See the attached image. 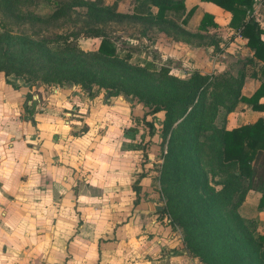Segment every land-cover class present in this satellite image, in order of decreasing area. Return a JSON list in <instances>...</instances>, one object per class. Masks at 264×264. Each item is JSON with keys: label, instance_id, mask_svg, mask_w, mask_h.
Here are the masks:
<instances>
[{"label": "rangeland", "instance_id": "obj_1", "mask_svg": "<svg viewBox=\"0 0 264 264\" xmlns=\"http://www.w3.org/2000/svg\"><path fill=\"white\" fill-rule=\"evenodd\" d=\"M64 1L67 2L21 0L11 11L0 9V82L10 84L12 88L7 86L9 91L13 89L20 95L16 102H9L6 115L9 119L16 115L18 119H27L37 111L45 112L50 115V122L55 123L56 117H64L63 105L72 108L79 104L82 113L69 117V133L56 134L69 138L67 154L73 161L69 175L72 177V195L77 198L81 187L111 190L119 186L118 195H107L99 204V209L104 211V220L116 209V214H125L122 216L125 218L120 221L114 218L111 223L165 225L167 244L162 241L160 255L168 257V264L176 258L183 259V264H234L233 250L238 256L245 253L241 248L244 240L236 229L237 221L241 219L256 237L264 231V211L252 209L246 212L242 208L245 196V193L243 199L239 196L242 181L236 179L237 186L230 194L222 190L224 180L232 178L235 166L221 162L214 148V131L222 123L229 101L225 86L218 77L220 72L209 70L208 73V62L200 67L193 60L197 57V50L208 45V32L204 38L183 34L180 24L185 16L184 9L167 10V22L162 24L135 20L128 16L133 11V0H125L122 12L112 4L117 13L113 15H90L84 7H73L67 8L58 18H50L52 11ZM90 29L105 31L109 35L121 57L119 60L130 55L124 61L127 69L108 68L97 62L91 53L98 48L99 37L82 36ZM66 41L76 42L77 50L68 51L64 46ZM214 46L223 51L222 45L216 43ZM40 48L61 57L63 62L51 64ZM73 53L76 57H83V62L77 66L86 64L90 75L95 76L87 95L90 99L87 106L83 103L87 101V92L77 81L80 77L87 80L92 76H83L73 68L75 60H70ZM227 59L225 55L223 60ZM235 65L231 67L232 78H236L235 69L240 63ZM195 72L210 75L203 83L201 98L204 106L195 111L197 114L204 109L206 115L202 117L198 136H194L196 141L190 146L194 166L203 172L207 185L204 190L195 188L177 163L178 136L186 132L180 122V112L185 104L180 101L166 104L175 92L180 93L175 89L176 80H189ZM19 88H23V94ZM107 90L117 95L109 96ZM162 104L167 108L150 113L152 107ZM168 115L172 123L166 128ZM41 122L49 123L47 120ZM172 137L176 139L171 141ZM26 177L22 176L21 181L26 182ZM141 177L140 184H137L136 179ZM134 181L139 188L137 194L131 189ZM53 184L52 179V196L40 198L42 201L46 199L47 203L52 200V219L60 204V196L54 192ZM96 195L92 197L86 192L81 203L88 207L94 205L98 199ZM202 197H205L204 205L209 206L208 213L202 209ZM211 201L214 207L210 206ZM71 214L82 222L75 205ZM40 215L43 216L44 212ZM225 226L230 230L228 236L226 229L224 232ZM49 227L50 223H40L36 229L29 227L27 231L48 236ZM53 228L54 223L52 234ZM80 230L76 227L75 233ZM155 234L159 236L158 232ZM231 235H235L237 242L230 245L228 237ZM33 246L26 244L25 248L32 250ZM64 246V241L52 243V264L64 263L68 250L64 251ZM46 248L42 241L33 250L42 258ZM244 248L250 256V264H258V251L248 245Z\"/></svg>", "mask_w": 264, "mask_h": 264}, {"label": "crops", "instance_id": "obj_2", "mask_svg": "<svg viewBox=\"0 0 264 264\" xmlns=\"http://www.w3.org/2000/svg\"><path fill=\"white\" fill-rule=\"evenodd\" d=\"M102 2L98 5L110 7L112 10L115 6L119 12L124 11L122 8L126 4L125 0H103ZM133 2V11L128 16L135 20L145 21L136 16H144L149 12L154 14L157 10L146 0H133ZM104 3L110 5H104ZM183 3L185 13L191 7H194V11L186 23L181 22L180 26L191 33L200 31L207 34L208 32V45L197 50V57L193 59L195 63L202 67V63L208 62V73L211 70L226 76L233 74L231 67L240 63L237 66L238 69H235L236 76L242 75L239 95L250 96L261 82L264 63L253 56L254 50L246 45V38L229 26L230 13L211 2L202 0H183ZM206 12L212 15L216 26H209L206 31L198 30L200 20ZM251 15L264 30V0H254ZM261 38L264 40V33L261 34ZM216 43L222 45L223 51L217 50V46H214ZM225 55L228 57L227 60H223ZM193 60L192 64H194ZM2 82H0V89H2L0 92V256L5 257L3 264H52V243L62 241L65 242L64 251L68 249L62 264H158L160 262L168 264V257L160 255L163 249L162 241L167 244L165 225L162 223H111L114 218H119V221L125 218L122 217L125 214H116V209H113V214L108 215L106 221L104 220V211L99 209V204L107 195H118L119 186L111 190L98 189L96 186H90L88 189L81 187L78 189L77 198L72 195V177L69 175H71L73 161L67 154L70 149L69 138L65 135L59 137L56 134L69 133L71 130L69 117L82 113L79 104L73 105L72 108L63 105L61 112L64 117H56L55 123H52V120L50 122V115L47 116L45 112L38 111L27 119H18L17 115L9 119L5 111L9 102H16L19 94L16 91L14 93L13 89L9 91L7 86L11 87V85ZM22 89L19 88L20 93L23 94ZM88 101L90 102V99L87 96V101L83 102L85 106ZM259 103H264V95L259 99ZM259 117L264 119V110H254L250 104L238 101L224 115L222 125L230 129L252 123ZM42 120H47L49 123L41 122ZM26 175V182L21 181L20 178ZM43 179L46 182H40ZM52 179L56 188L54 192L60 196L59 209H56L57 214L53 219L50 214L52 200L51 203H47L46 199L43 200L44 202L40 199L42 196H52ZM141 179L142 177L139 181ZM139 181L137 184H140ZM67 184H70L69 187ZM131 189L134 191L132 186ZM86 192L92 197L100 192L101 194L96 195L97 203L89 207L84 206L81 201ZM259 197L258 188L248 189L245 192L242 208L246 209V212L252 209L260 210L257 207ZM74 205L81 213V223L71 214ZM41 212H44L43 216L40 215ZM89 213L91 218L88 219ZM40 223H50L48 236L27 231L29 227L36 229ZM52 223H54L53 234ZM76 227L81 229L80 233H75ZM157 232L159 236L155 234ZM42 241L47 248L41 258L33 249ZM26 244H33V249L25 248ZM171 264H183V259H171Z\"/></svg>", "mask_w": 264, "mask_h": 264}, {"label": "trees", "instance_id": "obj_3", "mask_svg": "<svg viewBox=\"0 0 264 264\" xmlns=\"http://www.w3.org/2000/svg\"><path fill=\"white\" fill-rule=\"evenodd\" d=\"M21 0H0V9L4 11H11ZM206 2H211L216 6L228 11L230 13L229 26L239 32V34L246 38V45L253 48V56L264 63V40L261 38V34L264 30L260 27L258 22L252 17V5L254 0H202ZM147 3L156 7V12L151 14L150 12L144 16H136L137 18L144 19L146 22L153 24H162L167 22L165 13L167 10H178L184 9L183 0H146ZM73 7H84L86 12L90 15H100L106 16L107 14H117L110 7L99 6L96 2H91L88 0H67L61 5L54 9L49 15L50 18H58L65 14L67 8ZM194 7L188 9L185 16L181 19L182 23H186L189 16L192 15ZM209 26H216L213 17L209 13H204L198 30L206 31ZM182 33L195 38H204L205 33L200 31L191 33L183 28H181ZM84 38H95L99 37L98 48L91 55L95 57L97 62H102L103 66H116L120 67L121 70L127 69L124 61L126 62L130 55L126 54L125 57L119 60V55L116 47L114 46L109 35L105 31H98L94 29L85 30L82 34ZM76 42L66 41L65 45L68 47V51L77 50ZM41 52L50 60L51 64H60L63 62L61 57H55L51 52L40 48ZM69 59V58H68ZM70 60H75L73 66L74 69L78 70V73L85 75H90L88 66L86 64L80 65L83 62V57H76L73 53ZM52 66V65H51ZM122 74V73H121ZM261 82L255 91L250 96L239 95V88L242 83V75H237L236 78H232L231 75L226 76L225 74L218 75L221 84H224L226 90L227 100L229 101L226 111H230L234 104L238 101L245 102L251 105L254 110H264V103H259V99L264 95V70L262 71ZM92 78L89 79H78V83L86 90L87 95L91 90V82L94 79V75H90ZM210 77V76H209ZM215 76V78H218ZM68 80H73L67 78ZM208 75H202L195 72L191 75L189 80H176L175 89L179 92H175L174 95L167 99L166 104L171 102H184L185 108L180 112V121L186 132L183 131L182 135L178 136L180 141L176 144V150L178 155V162L180 166L184 169L185 175L189 178L190 182L195 188L200 187L204 190L207 186L204 183L202 173L198 167L194 166V157H192V152L190 150L191 144L196 141L194 136H198L199 129L201 128L202 117L206 115L204 109L195 114V111L203 108L204 103L201 98L203 93V83L207 81ZM183 90V91H181ZM109 96L117 95V93H111L107 90ZM167 108L166 105H159L152 107L150 113ZM167 127L172 123L171 116H167ZM170 123V124H169ZM185 128V126H189ZM168 131V130H167ZM166 131V132H167ZM215 143L214 148H216L222 163L230 164L235 166V171L232 173V178L224 180L222 190L227 194L231 193L232 190L236 188V179L243 182L241 188L240 199H243L244 193L248 189H257L260 191V197L258 200L257 207L264 211V119L262 117L257 118L252 123L242 124L230 129H226L222 123L219 124L214 131ZM176 138L172 137L171 141ZM138 182L139 180L136 179ZM134 185L133 189L138 192L139 188ZM136 182V183H137ZM200 196V193H199ZM203 211L208 213V204L204 205L205 197H202ZM212 202V201H211ZM135 204V202H134ZM210 206L214 207V203H210ZM237 206V203L235 204ZM215 224V223H212ZM217 224V223H216ZM226 235H230V230L228 226H225ZM236 229L238 230V235L244 240L243 247L245 253L238 256V253L233 250V263L234 264H250V256L248 252L245 251L244 245H248L251 248L257 250L258 264H264V231L258 234L256 237L253 236L247 229L246 225L243 224L242 220L237 221ZM228 236V235H227ZM230 241L229 244L236 243L235 235L228 237Z\"/></svg>", "mask_w": 264, "mask_h": 264}, {"label": "clouds", "instance_id": "obj_4", "mask_svg": "<svg viewBox=\"0 0 264 264\" xmlns=\"http://www.w3.org/2000/svg\"><path fill=\"white\" fill-rule=\"evenodd\" d=\"M5 259V257L0 256V264H3V260Z\"/></svg>", "mask_w": 264, "mask_h": 264}, {"label": "built area", "instance_id": "obj_5", "mask_svg": "<svg viewBox=\"0 0 264 264\" xmlns=\"http://www.w3.org/2000/svg\"><path fill=\"white\" fill-rule=\"evenodd\" d=\"M35 98V97H34Z\"/></svg>", "mask_w": 264, "mask_h": 264}]
</instances>
